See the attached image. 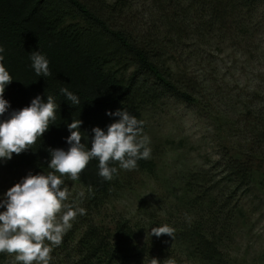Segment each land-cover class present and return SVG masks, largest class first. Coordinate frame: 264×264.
<instances>
[{"label":"trees","instance_id":"trees-1","mask_svg":"<svg viewBox=\"0 0 264 264\" xmlns=\"http://www.w3.org/2000/svg\"><path fill=\"white\" fill-rule=\"evenodd\" d=\"M263 29L264 0H0L2 63L13 78L3 97L10 108L0 120L28 107L37 96L47 102L52 95L59 105L56 121L36 145L0 161V168L47 174L51 171L48 149L68 150L67 125L77 119L82 121L79 130L88 136L81 142L89 150L92 129L106 132L119 119L107 113L127 110L144 122L145 134L147 118L166 96L203 108L211 120L228 127L222 138L221 178L214 182V176L198 171L179 182L177 210L186 213L181 218L168 215L156 221L151 217L149 224L120 219L111 228L93 219L113 195L138 187L142 174H157L162 152L150 144L151 157L139 160L137 169L112 165L118 174L111 181L98 175L96 159L78 180L65 177L68 203L84 208L86 214L77 216L62 244L53 249L50 264H148L151 258L161 264L168 258L176 264H184L185 259L228 264V235L243 220L235 195L249 198L254 191L264 193V90L254 89L251 99L256 106L239 102L237 113L222 112L217 117L204 105L199 89L207 84V91H214L219 81L206 82L208 75L201 80L199 76L178 77V70L182 60L188 59L185 49L209 53L227 43L257 51ZM33 52L47 58L52 75L35 74ZM61 88L77 95L80 104L68 101ZM234 116L239 125L231 123ZM230 132L235 133L234 143L226 141ZM224 182L229 189L223 192L218 185ZM165 224L175 229L172 238L150 236L151 228ZM10 258L0 254V264H11Z\"/></svg>","mask_w":264,"mask_h":264},{"label":"rangeland","instance_id":"rangeland-1","mask_svg":"<svg viewBox=\"0 0 264 264\" xmlns=\"http://www.w3.org/2000/svg\"><path fill=\"white\" fill-rule=\"evenodd\" d=\"M258 39L260 46H256L257 51L237 49L227 43L219 51L209 53L193 48L184 50L188 59L180 63L178 77L182 74L186 77L199 76L201 80L208 75L206 82L210 79L219 81L214 91H207L210 88L207 84L198 88L203 92L204 105L209 111H214L213 116L220 117L222 112L234 115L241 109L239 102L250 101L253 106L257 105L251 96L254 89L264 90V29ZM237 121L234 116L231 123L236 124ZM224 125L211 120L203 108L183 104L170 96L162 99L159 108L147 118L145 133L150 138V145L162 152L157 174H142L138 187L122 190L104 202L94 213L95 223L111 228L120 219L149 224L151 217L161 221L168 215L174 218L185 215L184 210H177L179 182L188 173L198 171L214 176V182L221 178L219 171L224 163L222 156L225 151L222 138L226 133L224 127L228 128ZM233 135L234 132L227 133L226 141L234 143L232 139L236 140V137ZM29 173L28 170L0 168V199ZM218 189L224 192L229 188L224 182L218 185ZM235 198L243 208V220L228 235L225 249L227 263L264 264V193L254 191L249 198L237 193ZM10 259L11 264H17L14 256ZM182 263L202 264L188 259Z\"/></svg>","mask_w":264,"mask_h":264},{"label":"clouds","instance_id":"clouds-1","mask_svg":"<svg viewBox=\"0 0 264 264\" xmlns=\"http://www.w3.org/2000/svg\"><path fill=\"white\" fill-rule=\"evenodd\" d=\"M3 52L0 47V117L10 108L3 97L6 86L13 82L2 63ZM30 59L37 76L52 75L44 55L33 52ZM60 92L73 105L80 104L78 96L67 88H61ZM58 107L52 95L47 96V102L37 96L28 107L13 111L7 119L0 120V161L11 160L13 154L31 150L56 121ZM107 115L119 119L111 123L106 132L99 127L92 129L90 150L81 142L86 135L79 130L82 121L73 120L67 125L70 132L66 140L70 146L68 150L48 149L50 162L47 167L51 171L47 174L29 173L0 199V208L5 209L0 211V254L14 256L17 264H50L53 249L62 244L77 216L86 214L84 208L68 203L70 194L64 178L78 180L88 164L96 159L99 162L98 175L111 181L118 174V168L112 165L118 164L119 169L131 171L138 168L139 160L151 157L150 138L143 132L142 120L125 109ZM174 233L175 229L165 224L151 228L149 234L172 238ZM148 264L161 262L151 258ZM166 264H176V261L168 258Z\"/></svg>","mask_w":264,"mask_h":264}]
</instances>
